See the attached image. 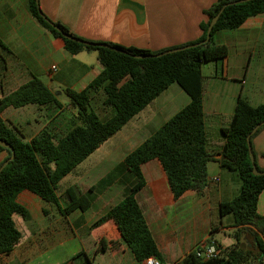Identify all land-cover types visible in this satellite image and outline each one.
I'll list each match as a JSON object with an SVG mask.
<instances>
[{
	"label": "crops",
	"instance_id": "0c3cea01",
	"mask_svg": "<svg viewBox=\"0 0 264 264\" xmlns=\"http://www.w3.org/2000/svg\"><path fill=\"white\" fill-rule=\"evenodd\" d=\"M215 1L38 0V3L48 19L62 23L75 36L157 52L200 38L203 12ZM29 12L28 0H0V41L7 48L0 47V99L33 77L39 78L53 94L83 90L102 70L97 54L70 55L62 41L53 38ZM213 41L228 49L225 59L201 65V75L206 81L202 109L207 150L219 160L224 142L221 130L239 97L253 106L264 102V13L247 19L236 29L217 31ZM57 100L61 105L58 97ZM189 103L190 97L172 83L106 140L114 139L119 149L111 153L115 155L113 167L102 170L94 159L88 161L95 150L70 173L80 180L74 184L91 187L86 192L91 203L87 211L77 210L64 218L56 207L45 206L28 191L21 192L16 201L28 210L29 221L14 217L22 241L10 255L0 257V264H71L70 258L80 251L92 258V264H144L122 243L114 250L97 252L98 238H116L117 234L110 225H104L95 234L89 228L129 194L135 184V177L124 162L126 155ZM62 108V105L9 107L1 117L29 142L40 131L55 134L54 123ZM113 112L111 109L110 117ZM252 148L256 165L264 170V128L252 138ZM5 157V153H0V163ZM162 170L156 160L145 163L141 169L145 186L137 194L163 257L161 264H180L192 249L210 237L223 247L233 244L230 238L235 228L229 217H220L219 205L240 193L241 181L236 171L212 161L207 166L202 192L186 193L175 201ZM43 209L47 210L46 216ZM257 213L264 216V190L258 195ZM217 233L222 234L221 241L215 238Z\"/></svg>",
	"mask_w": 264,
	"mask_h": 264
},
{
	"label": "trees",
	"instance_id": "16d2710c",
	"mask_svg": "<svg viewBox=\"0 0 264 264\" xmlns=\"http://www.w3.org/2000/svg\"><path fill=\"white\" fill-rule=\"evenodd\" d=\"M28 5L30 15L53 38L61 40L70 55L96 53L102 70L83 90L65 91L79 123L64 135L40 131L26 142L1 117L9 107H61L57 97L39 78L33 77L0 99V141L6 142L15 154L0 173V257L10 255L21 244L22 232L14 217H20L25 223L29 221L28 210L16 201L21 192L28 191L45 206L56 207L64 218L77 210L87 211L91 203L86 192L91 187L74 184L57 192L59 182L175 83L190 97V103L126 155L124 162L135 177V184L129 194L90 225L91 234L104 225H110L117 234L116 238H98L97 252L114 250L122 243L137 261L154 258L161 263L163 257L137 200L138 192L145 186L142 166L150 160L159 162L176 201L186 193H201L206 184L207 166L217 161L236 171L241 181L240 193L219 205L220 217H229L235 228L234 242L223 247L210 237L201 243L214 242L221 247L219 258L203 261L191 251L180 264H264V216L257 213L258 195L264 190V170L254 159L250 160V155L254 158L252 138L264 128V102L253 106L239 97L226 127L221 130L224 142L221 158L217 160L207 150L202 109L206 81L201 75L203 63L223 60L228 55L225 46L213 41L215 33L236 29L247 19L263 14L264 0H216L203 12L205 20L199 25L200 38L157 52L88 41L75 36L62 23L48 19L38 0H28ZM217 15L210 39L205 42L209 24ZM0 47L7 49L1 41ZM99 91L104 95L103 104L114 111L106 120L90 105L91 93ZM0 153L6 154L1 167L10 159L11 150L0 147ZM254 168L260 174H253ZM42 213L46 216L47 210L43 209ZM241 238H247V244L241 243ZM70 263L92 264V258L80 251L70 258Z\"/></svg>",
	"mask_w": 264,
	"mask_h": 264
},
{
	"label": "rangeland",
	"instance_id": "374dc122",
	"mask_svg": "<svg viewBox=\"0 0 264 264\" xmlns=\"http://www.w3.org/2000/svg\"><path fill=\"white\" fill-rule=\"evenodd\" d=\"M54 94L61 100L62 109L58 110V114L56 116V122L54 123L55 129V136L64 135L68 130H70L75 124H78L79 121L76 117L75 110L73 111L72 108L68 105L67 101L69 99L64 95V93H57L54 92ZM104 95L103 92H97L96 94L92 95V102H90L91 108L100 116L102 120H106L111 115V109L106 107L104 104ZM144 138V137H143ZM114 139H111L110 141L103 142L97 150L92 154L91 158H89L88 161H92L93 159L96 162L95 164H98L100 169H108L110 167H113L115 164V158L114 154H111L112 151H119L117 146H115ZM121 151V150H120ZM83 166V165H81ZM78 175H68L63 180H61L58 184V189H56L57 192H60L61 190H65L70 185L76 183L78 180ZM35 217H37L35 215ZM217 240L221 241L223 236L221 233H217L216 237ZM243 238V237H242ZM242 238L240 239V242L243 244H247V241L242 242ZM232 240V238H230Z\"/></svg>",
	"mask_w": 264,
	"mask_h": 264
},
{
	"label": "built area",
	"instance_id": "2783aa9c",
	"mask_svg": "<svg viewBox=\"0 0 264 264\" xmlns=\"http://www.w3.org/2000/svg\"><path fill=\"white\" fill-rule=\"evenodd\" d=\"M53 70L56 68L53 67ZM214 181H218V179L213 178ZM222 248L216 245L214 242L209 243H200L194 249H192V253L195 254L197 258L200 260H209V259H217L221 256ZM144 264H161L158 260L154 258H146L143 260Z\"/></svg>",
	"mask_w": 264,
	"mask_h": 264
},
{
	"label": "water",
	"instance_id": "95a60500",
	"mask_svg": "<svg viewBox=\"0 0 264 264\" xmlns=\"http://www.w3.org/2000/svg\"><path fill=\"white\" fill-rule=\"evenodd\" d=\"M217 17H219V16L217 15L216 17H213L212 20H211V22H210V24H209V27H208V30H207V38H205V42H207L208 39H210V35H211V31H212V27H213V25L215 24V22H216V20H217ZM107 47H109V46H107ZM109 49L114 50V51H118V49L111 48V47H109ZM256 128H258V127H256ZM256 128H254V129L252 130V132H254V131L256 130ZM0 147L7 148V149L11 150V157H10V159L7 160V161L3 164V166L0 167V173H1V171L3 170V168H4L5 166H7L11 160L14 159L15 154H14L12 148H11L9 145H7L6 142L0 141ZM253 159H254L253 156L250 155V160H251L252 162H253ZM253 174L258 175V174H260V171H258L257 169L254 168ZM243 237H244V236H243Z\"/></svg>",
	"mask_w": 264,
	"mask_h": 264
}]
</instances>
